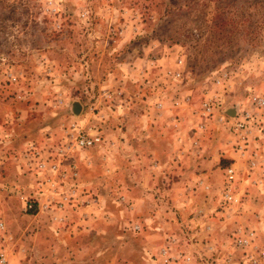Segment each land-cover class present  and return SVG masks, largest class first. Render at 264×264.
I'll use <instances>...</instances> for the list:
<instances>
[{
    "label": "rangeland",
    "instance_id": "rangeland-1",
    "mask_svg": "<svg viewBox=\"0 0 264 264\" xmlns=\"http://www.w3.org/2000/svg\"><path fill=\"white\" fill-rule=\"evenodd\" d=\"M257 100L264 0H0L8 264H264Z\"/></svg>",
    "mask_w": 264,
    "mask_h": 264
},
{
    "label": "built area",
    "instance_id": "built-area-1",
    "mask_svg": "<svg viewBox=\"0 0 264 264\" xmlns=\"http://www.w3.org/2000/svg\"><path fill=\"white\" fill-rule=\"evenodd\" d=\"M175 77H180L181 74L179 72L174 73ZM186 100H188V98H186ZM257 104L259 106H262L264 104V102L262 100H257ZM249 117V114L246 115V118ZM238 128L241 129L243 128V124H238ZM100 142V137L98 134H85V133H78L74 139V145L72 146V148H77V149H84V148H90L93 147L94 145H96L97 143ZM43 166V165H42ZM52 170L56 169V166H52L51 167ZM225 176H226V194L225 196L230 199V191L231 188L228 186L230 185V183H232V181L235 180V172L232 168H229L225 171ZM30 207V206H29ZM0 228H1V224H0ZM252 234L250 233V237H238L237 238V244L241 245V246H247L248 244H250L251 240H252ZM0 264H8L7 258L5 256V254L0 251Z\"/></svg>",
    "mask_w": 264,
    "mask_h": 264
},
{
    "label": "crops",
    "instance_id": "crops-1",
    "mask_svg": "<svg viewBox=\"0 0 264 264\" xmlns=\"http://www.w3.org/2000/svg\"><path fill=\"white\" fill-rule=\"evenodd\" d=\"M204 176H205V175H201L200 177H201V178H204ZM201 180H202V179H201ZM101 205H102V202H101L100 200H98L97 203H95V204L92 205V206L94 207V209L96 208L95 211H94L95 214H96V212H99V211L101 210V208H100ZM97 208H98V210H97ZM109 214H110V212H107V213L104 212V215H103V220H104V221H105V219H107L106 216H108V217L110 216ZM104 216H105V217H104ZM104 218H105V219H104ZM171 225H172L171 228H173V227H174V224H171Z\"/></svg>",
    "mask_w": 264,
    "mask_h": 264
},
{
    "label": "water",
    "instance_id": "water-1",
    "mask_svg": "<svg viewBox=\"0 0 264 264\" xmlns=\"http://www.w3.org/2000/svg\"><path fill=\"white\" fill-rule=\"evenodd\" d=\"M81 110V106L78 103H74L73 107H72V112L77 115V113H79ZM230 113V115H234L235 114V110H230L228 111V114Z\"/></svg>",
    "mask_w": 264,
    "mask_h": 264
}]
</instances>
